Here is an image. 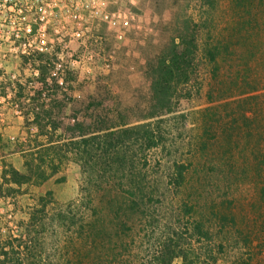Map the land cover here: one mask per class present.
Masks as SVG:
<instances>
[{"label":"rangeland","instance_id":"1","mask_svg":"<svg viewBox=\"0 0 264 264\" xmlns=\"http://www.w3.org/2000/svg\"><path fill=\"white\" fill-rule=\"evenodd\" d=\"M112 2L110 24L84 8L83 35L50 38L46 53L16 57L18 78L0 81L10 106L28 114L16 137L21 160L47 178L33 175L14 193L2 187L0 264H149L158 238L178 230L189 243L185 230L194 220L207 239H191L192 247L217 264H264V0ZM77 26L67 22L71 33ZM187 29L198 44L189 79L177 86L170 114L147 119L151 68ZM2 50L0 68L14 58L3 60ZM46 68L65 85L51 111H38L50 114L41 134L30 96ZM74 122L86 137L147 123L150 140L138 135L84 156L70 143L79 139L67 129ZM3 146L0 154L15 152ZM130 192L139 201L121 220L127 227L106 220L91 235L87 225L109 199Z\"/></svg>","mask_w":264,"mask_h":264},{"label":"trees","instance_id":"2","mask_svg":"<svg viewBox=\"0 0 264 264\" xmlns=\"http://www.w3.org/2000/svg\"><path fill=\"white\" fill-rule=\"evenodd\" d=\"M197 53L198 44L196 37L189 29H187L183 34H180L178 38L171 40L157 56L155 65L151 68L150 89L152 93V104L150 108L152 113L147 119L157 116L161 117L172 112L173 96L176 88L181 83H187ZM39 71L37 78L32 84L30 101L35 104V108L31 110V113H33L32 121L36 126V129L41 134H44L47 130V124L45 121H47V117L50 114L48 115L45 113V116L42 112L44 110H46V112L51 111L57 92L63 89L65 81L60 82L57 78H49L46 76V71L49 72L47 68L46 70L40 69ZM39 110L42 112H38ZM27 115L28 114L25 113L26 117ZM26 117L25 119L27 123L28 118ZM81 127L82 123L74 122L73 124H70L67 129L70 132L72 139L79 138L70 143L74 146L73 148L77 152L80 151L84 156L91 155L94 148L95 152L107 154L108 151L122 148L127 142L131 141L132 138H137L138 135H141L142 139L148 142L151 134L150 125L147 123L138 126L122 127L100 135H91L89 137L85 136L86 134H84ZM56 130L57 127L55 125L51 126L50 131L55 132ZM41 147L44 148L43 151L53 150V148H50L51 146ZM80 148H82V150H79ZM23 166L25 169L24 172H19L11 165H4L1 173L0 191L3 186H6V194H9L10 192L14 193L18 190L11 187L16 186L18 189L22 185H28L30 184L33 175L39 173V166L33 167L31 160L30 162L26 160ZM37 176L42 177V172ZM45 179L47 178L43 176L42 180ZM131 187L133 190L135 183H133ZM129 195L130 199L121 200L119 197L109 199L107 205L102 208V213L100 212L101 216L93 222L91 220L88 223L87 229L90 231L91 235L97 237L99 226H102L106 220V222L109 221L110 225L119 227L122 230L127 227L126 220L124 222L121 220L127 219V217L131 216L129 212H131V214L133 213L135 207H137V202L139 201L137 200L135 193L130 192ZM105 207H107L109 211L107 217L106 215L102 216ZM79 229L83 231L84 228L81 226ZM183 233V231L178 232L177 230V232L170 233L166 237L158 238L156 250H154L148 257V263L173 264L176 259H180L181 264H217V260L211 258L210 255L207 254L209 252L204 250L203 247L201 248L198 246L197 249L192 247L191 239H195L196 237V240L198 239V244L203 238L207 239V234L203 232L202 224L200 222L194 220L191 225L189 224V226L186 227L185 233L189 236V243L186 242L184 244Z\"/></svg>","mask_w":264,"mask_h":264},{"label":"built area","instance_id":"3","mask_svg":"<svg viewBox=\"0 0 264 264\" xmlns=\"http://www.w3.org/2000/svg\"><path fill=\"white\" fill-rule=\"evenodd\" d=\"M113 0H0V49L2 59L46 53L52 37L84 34V8L89 16L112 22L108 7ZM78 25L71 33L67 22Z\"/></svg>","mask_w":264,"mask_h":264},{"label":"crops","instance_id":"4","mask_svg":"<svg viewBox=\"0 0 264 264\" xmlns=\"http://www.w3.org/2000/svg\"><path fill=\"white\" fill-rule=\"evenodd\" d=\"M21 61L19 58H11L8 61L1 62L0 68V81L6 83L8 79H3L4 75H10L11 79L18 78L19 72L22 70ZM9 77V76H8ZM20 83V80L17 79ZM10 86H13V82L9 81ZM14 102V100H13ZM14 104V103H12ZM9 103V95L0 93V150L4 148V144L11 145L12 151L9 154H0V184H1V173L3 170V163H7L9 160H20L18 165H13L12 167L17 171H23V162L21 160V152L18 151L19 140L16 139L17 135H20L22 131L26 130L24 124L25 117L18 112V109L11 107ZM17 145V146H16Z\"/></svg>","mask_w":264,"mask_h":264}]
</instances>
